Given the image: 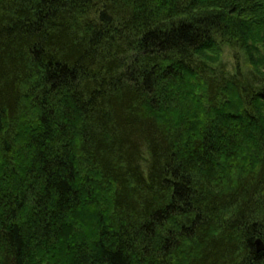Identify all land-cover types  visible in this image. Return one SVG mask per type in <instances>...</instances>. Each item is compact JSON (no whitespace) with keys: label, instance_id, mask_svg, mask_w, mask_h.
Wrapping results in <instances>:
<instances>
[{"label":"trees","instance_id":"16d2710c","mask_svg":"<svg viewBox=\"0 0 264 264\" xmlns=\"http://www.w3.org/2000/svg\"><path fill=\"white\" fill-rule=\"evenodd\" d=\"M262 81L212 75L217 38ZM264 0H0V264H264Z\"/></svg>","mask_w":264,"mask_h":264},{"label":"rangeland","instance_id":"374dc122","mask_svg":"<svg viewBox=\"0 0 264 264\" xmlns=\"http://www.w3.org/2000/svg\"><path fill=\"white\" fill-rule=\"evenodd\" d=\"M220 50L221 56L217 64L210 65L212 75L218 77H236L243 84V88L258 90L262 87V81L250 69L247 64L246 54L240 49L239 45L227 38L216 39Z\"/></svg>","mask_w":264,"mask_h":264},{"label":"water","instance_id":"95a60500","mask_svg":"<svg viewBox=\"0 0 264 264\" xmlns=\"http://www.w3.org/2000/svg\"><path fill=\"white\" fill-rule=\"evenodd\" d=\"M254 245L257 252L264 253V242H262L260 239H257L255 240Z\"/></svg>","mask_w":264,"mask_h":264}]
</instances>
